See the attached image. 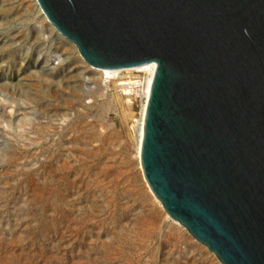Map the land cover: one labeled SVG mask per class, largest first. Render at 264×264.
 I'll return each instance as SVG.
<instances>
[{"label": "rangeland", "instance_id": "1", "mask_svg": "<svg viewBox=\"0 0 264 264\" xmlns=\"http://www.w3.org/2000/svg\"><path fill=\"white\" fill-rule=\"evenodd\" d=\"M148 78L90 65L36 0H0V264H223L145 180Z\"/></svg>", "mask_w": 264, "mask_h": 264}, {"label": "water", "instance_id": "2", "mask_svg": "<svg viewBox=\"0 0 264 264\" xmlns=\"http://www.w3.org/2000/svg\"><path fill=\"white\" fill-rule=\"evenodd\" d=\"M98 68L155 63L141 164L223 264H264V0H37Z\"/></svg>", "mask_w": 264, "mask_h": 264}, {"label": "bare ground", "instance_id": "3", "mask_svg": "<svg viewBox=\"0 0 264 264\" xmlns=\"http://www.w3.org/2000/svg\"><path fill=\"white\" fill-rule=\"evenodd\" d=\"M37 1V0H36ZM38 3V2H37ZM39 5V3H38ZM40 7V5H39ZM41 9V7H40ZM42 10V9H41ZM43 12V10H42ZM44 14V12H43ZM45 15V14H44ZM46 16V15H45ZM47 18V17H46ZM48 19V18H47ZM52 23V22H51ZM53 24V23H52ZM54 25V24H53ZM55 26V25H54ZM56 28V27H55ZM57 29V28H56ZM126 70L127 68H136V69H143V70H146V72H148L149 74V78H148V82H147V86H146V101H147V98H148V95H149V90H150V84H151V81H152V77H153V73H154V69H155V63L154 62H150V63H144V64H139V65H135V66H131V67H125ZM103 70H105L106 72H115L119 69L117 68H102ZM145 106H146V103L144 105V109H143V117H142V122H141V126H140V140H139V148H138V158H140V166L142 168V164H141V138H142V134H143V120H144V113H145ZM142 172H143V168H142ZM144 175V174H143ZM145 177V176H144ZM146 180V179H145ZM147 182V180H146ZM148 184V182H147ZM149 185V184H148ZM150 187V186H149ZM151 189V188H150ZM152 190V189H151ZM153 192V191H152Z\"/></svg>", "mask_w": 264, "mask_h": 264}]
</instances>
